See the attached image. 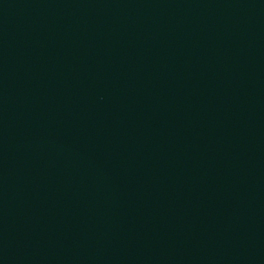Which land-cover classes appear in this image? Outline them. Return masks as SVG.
<instances>
[{
    "label": "water",
    "instance_id": "obj_1",
    "mask_svg": "<svg viewBox=\"0 0 264 264\" xmlns=\"http://www.w3.org/2000/svg\"><path fill=\"white\" fill-rule=\"evenodd\" d=\"M0 264H264V0H0Z\"/></svg>",
    "mask_w": 264,
    "mask_h": 264
}]
</instances>
